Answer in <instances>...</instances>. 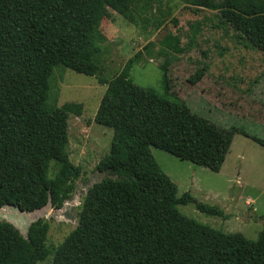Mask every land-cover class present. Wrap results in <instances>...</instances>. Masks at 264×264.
<instances>
[{
	"label": "trees",
	"instance_id": "16d2710c",
	"mask_svg": "<svg viewBox=\"0 0 264 264\" xmlns=\"http://www.w3.org/2000/svg\"><path fill=\"white\" fill-rule=\"evenodd\" d=\"M169 1L0 0V207L30 212L49 203L59 209L81 174L69 159L67 120L81 115L83 104L48 105L55 66L106 85L94 121L113 130L109 151L95 166L104 176L87 189L76 227L49 247L47 220L31 222L26 236L0 220V264H38L50 254V264H264V224L250 240L182 214L177 206L194 198L177 196L150 149L219 171L238 130L172 98L166 64L162 95L127 79L125 70L102 77V21L115 12L158 28L171 13ZM182 1L215 11L221 26L264 55V0ZM203 70L194 72L191 84ZM196 207L222 215L201 202Z\"/></svg>",
	"mask_w": 264,
	"mask_h": 264
},
{
	"label": "rangeland",
	"instance_id": "374dc122",
	"mask_svg": "<svg viewBox=\"0 0 264 264\" xmlns=\"http://www.w3.org/2000/svg\"><path fill=\"white\" fill-rule=\"evenodd\" d=\"M168 6L171 13L158 28L150 22L146 27L141 21L130 23L113 11L112 20L102 21L100 29L106 36L102 77L125 70L127 79L162 95L166 64L172 98L220 127L238 130L219 171L155 146L150 149L175 183L177 196L188 192L194 198L177 206L182 214L224 233L240 232L256 240L264 224V146L251 137L264 141V55L230 26H221L215 11L197 9L182 0H170ZM198 68H204L203 75L191 84L189 79ZM49 85V106L83 104L82 114H70L67 120L69 159L81 167V174L61 208L47 204L25 212L4 206L0 220L13 224L23 236L31 222L47 220L46 244L51 247L76 227L87 189L104 176L95 166L108 153L113 130L94 121L106 89L94 76L59 64ZM196 202L216 207L222 215L206 214L197 209ZM51 260L50 254L38 264H50Z\"/></svg>",
	"mask_w": 264,
	"mask_h": 264
},
{
	"label": "water",
	"instance_id": "95a60500",
	"mask_svg": "<svg viewBox=\"0 0 264 264\" xmlns=\"http://www.w3.org/2000/svg\"><path fill=\"white\" fill-rule=\"evenodd\" d=\"M67 202V201H66ZM49 204V203H48ZM47 205V204H46ZM50 205V204H49ZM5 206H10V205H5ZM2 207H4V206H2ZM13 207V206H12ZM1 208V207H0ZM14 208H16V207H14ZM40 209V208H39ZM36 210H38V209H36ZM20 211V210H19ZM33 211H35V210H33ZM25 212H28V211H25ZM30 212H32V211H30ZM27 232V231H26Z\"/></svg>",
	"mask_w": 264,
	"mask_h": 264
}]
</instances>
